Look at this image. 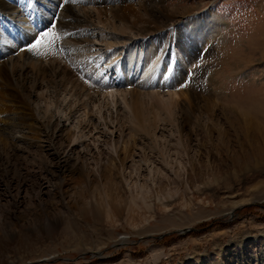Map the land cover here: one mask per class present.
Segmentation results:
<instances>
[{
    "label": "rangeland",
    "instance_id": "rangeland-1",
    "mask_svg": "<svg viewBox=\"0 0 264 264\" xmlns=\"http://www.w3.org/2000/svg\"><path fill=\"white\" fill-rule=\"evenodd\" d=\"M97 1L79 0L80 6L73 0L70 4L89 23L81 33L92 30L87 32L90 37L84 40L90 42L86 44H96L76 50L67 39L58 38L61 48L71 47L68 51L75 62L78 56L86 57L89 48L97 53L135 42L136 48L126 47L122 64L131 65L129 53L138 50L144 58L152 54L161 34L175 44L178 32L187 33L197 41L200 52L212 50L200 64H204L203 82L210 99L255 109L264 124V0H156L145 16L152 22L149 34L140 32L139 26H125L112 10L102 14L105 11ZM104 1L115 6L112 0ZM124 4L142 12L139 0H124ZM3 18L0 29L11 28ZM19 19L12 20L19 24ZM206 22L215 27L208 31L211 40L203 39V30L196 28ZM53 24H42V32L36 29L37 38L44 31L52 32ZM5 32L0 30L3 55L9 51L1 42ZM50 35L55 36L54 32ZM33 51L25 52L39 57V48ZM177 51L173 49L174 65L195 71L196 67L180 64L182 55ZM252 51L258 54L252 57ZM90 52L88 64L94 66L85 65L89 76L83 70L88 77L72 62L88 88L74 90L69 84L57 92L55 84L42 82L34 91L30 76L29 91L23 92L39 119L45 117L50 132L28 135L19 142L12 159L16 166L10 176L12 185L9 177L1 176L7 177L6 173L0 174V264H264V142L254 145L255 149L247 139L210 134L209 117L200 110V101L192 123L185 122L181 107L187 108L188 94L205 98L201 86L192 82V74L178 80V92L182 87L188 93L178 97L172 121L160 101L154 100L159 118L155 137L131 133L126 104L117 96L118 105L113 108L104 96L110 89L106 86L114 84L109 91L118 95L126 90L158 91L167 99L168 93L177 90L173 66L161 61V55L160 69L162 74L168 70L167 76L152 83L153 73H149L150 84L141 68L137 76L141 75L139 81L149 89L129 80L127 87L122 85L121 73L120 77L106 75V82L99 73L103 63ZM10 55L4 57L9 69L19 57L17 52ZM81 61L78 65H84ZM22 80L17 76L13 82L19 87ZM215 114L217 123L228 130L222 110L216 109ZM181 123L186 126L179 131ZM20 236L26 244H21Z\"/></svg>",
    "mask_w": 264,
    "mask_h": 264
},
{
    "label": "bare ground",
    "instance_id": "bare-ground-1",
    "mask_svg": "<svg viewBox=\"0 0 264 264\" xmlns=\"http://www.w3.org/2000/svg\"><path fill=\"white\" fill-rule=\"evenodd\" d=\"M18 1L19 0H0V17L3 16L4 19L6 17L7 19H9L11 23H12L11 19L17 17L18 19L20 18L19 19L20 25L22 24H24V26L27 25L25 28H22L20 33H22L23 42H25L26 45H28L29 47L34 44V40H36L37 37V35L34 34L35 28H38V26H40L42 22L51 25L53 20L54 19L56 20L57 18L56 20L57 24L53 25V31L55 36L49 35V37L44 38V41L47 44L43 45L41 42L40 45L38 46L40 50L39 52L40 54L39 57L37 58L35 57L32 58V56L31 55L29 56V53L27 52L20 53L19 52L20 47L16 45L15 42H12L11 38H9L8 35L6 37V34H8L7 32L11 31L12 34L14 29H11L7 25L3 27L6 29L3 42L9 48L8 51L9 53L6 55L0 53V168H1L0 174L6 173L8 175L7 177H5V175H1V176H3L6 179L9 177L10 180L8 182L10 185L13 184V179L10 178V176L13 173L12 171L16 169V166L13 163L14 160L12 159L16 156V152L19 151V145H18L19 142L24 137L27 138L26 136L28 135L39 137L43 134L49 135L50 132V131L48 132L49 126L47 127L45 123L46 120L43 121L45 117H43V119H39L34 107H32L30 104L31 102L29 97L25 96L26 94L25 95L23 94V92L25 93L29 91V87L27 86L29 80L32 79L33 86L31 87V90L34 91L36 90V88H39L41 86L42 82L55 84L57 92L62 88L67 89V86L69 84L73 85V88H75L74 90H76V88L78 87L79 88L82 87L84 89L88 88V85L86 84V81H84L83 77L79 76L78 73H76L79 71V68L75 66L76 64L75 59L73 58V56L72 58H68L70 53L68 51L69 49L67 50L65 48H61L58 45V38L68 39L73 44L79 47L85 46V44L88 43L87 40L86 41L84 40L85 36L88 35L87 32L84 33L83 31L84 34H82L81 31L82 30L86 31V29L90 27L89 23L85 19V17L84 18L81 17L79 14L75 13L74 10H72L70 6V2H72L73 0H24L25 6L22 7V9L18 8V3H20ZM98 2L99 4L97 5L100 6L99 9L101 11H105L102 12V14H107V10H110V12L112 10L113 16L119 19L120 21H122L124 24L130 23L134 27L139 26L140 32L149 34L148 32L151 29L149 23L152 22L146 20L145 16L148 15L149 13L147 7L150 4L155 3L156 0H139V2L141 3L140 4L141 5L140 11H142L141 13L133 9L134 7L132 8L131 5L124 4V0H112L111 3H115L114 7L113 6L109 7L110 3H107V1L104 0L103 1L98 0L97 3ZM60 3L63 6L61 9V13L57 14L56 12L60 10L59 7L61 6ZM30 6H32V8H30ZM126 25L127 24H125V26ZM208 25L209 23L206 22V23H201L200 25L197 24L196 26V28H199L200 26L199 29L203 30L201 37H203V39L205 40H207L210 37L208 31L210 30L213 31L212 28H215V27H210V25L209 26ZM113 28L115 29V27H112V29ZM162 35L163 34H161V36L159 37L160 41L155 47V49H153V53L147 55L145 58L143 57V52L141 51H140L141 53H139L138 58L136 54L133 53H129V55L127 54L128 59L131 62H134L131 65L129 64L131 66V69L130 68L129 69L130 70L134 69L132 75L136 76L138 73H142L141 68H144L145 75L144 74L143 75L145 79L144 78L143 79L146 82H148V80H150L151 78H152L151 79L152 83L153 80L160 81V78L167 76V73L169 72L168 70H166L165 73L162 74L163 70L160 69L159 59L161 55L166 54V56L164 57V61L166 65L167 64L172 65L173 66L172 69L177 75L175 80V82H177L175 84L177 85V90L175 92L171 91L170 93H168L169 97L167 99H165L164 96L159 94L158 91L157 93L155 91L143 93V92H139L138 90H134V91L126 90L123 91V93H120V95H118L119 93L115 90L109 91L110 89H113V87H109L110 89L104 92L105 99H108V101L110 100L109 102L111 103L113 108L118 105L119 100L117 99V96H121L120 101L126 104L129 114L127 120H130L131 124L133 125V127H129V129L127 128V130H129L131 133H134L136 135L138 133H145L146 135H151L155 137L154 133L156 130H158L157 124L159 118L157 116L158 111H156V109L158 108H156L157 107L156 104H154L155 106L152 105V102L154 100L155 102L160 101V103L162 104L161 108L165 109L168 112L169 114L168 119L172 121L174 109L175 107H177L176 102L178 97L179 96L184 97L185 94L188 93L187 91L184 92V89L182 87L178 92V83H179L178 80L180 79L182 81L183 78L188 79L186 75L192 74L193 75L192 82H194V84L196 85L201 86V90L205 98L202 99L200 98V96L198 97L197 94H191V93L188 94L187 98H185L186 99L185 103L187 105V108L183 109L181 107L182 109L181 115L184 118L185 122L192 123V119L195 117V114L199 109L198 101H200V103L201 102L203 103L201 105L202 107L200 106L201 107L200 110H203L205 114L208 115L209 117L210 127L208 126L207 131H209L210 134H213V132H217L219 137L222 139L228 138L229 135L232 134L234 137L238 138L239 141H241L242 138L247 139V142H249L253 146V148H255L254 145H257L258 142L261 141L263 143L264 124H262V122L259 121L257 114L260 113H258L257 110L253 109V111H251L248 109L245 110L244 108L226 106L218 103L215 100L210 99L209 92L207 91V88L204 86V82H203L205 78L204 69H203L204 64L203 65L200 64L203 63V60L206 57L207 59L210 57V55L212 54V50L209 49L206 54L200 52L197 46L198 44L197 41H194V39H192V37L189 36L187 33L178 32L175 44L173 43L170 44L168 39H164ZM174 48H177L178 49L177 52L179 54L181 53L182 55V61L180 62V64L181 65L187 64L189 67L190 66L196 67L195 71L190 72L187 71L186 69H182L183 66L179 67L174 65L175 64L174 62L175 56L173 53ZM126 49L128 50V48ZM36 51L37 48L35 49V51H33V53ZM11 52L12 53L18 52L19 57H17V61L16 59L12 61L11 68L9 69V65L7 66V64L5 63L4 57H7L8 55L12 54ZM256 54L258 53L252 51L251 56L253 57ZM72 61L75 64H72ZM108 67H110V63L109 64L107 63V66L104 65L103 63L99 73L102 74L103 72H105V70H108ZM117 69L119 68L116 67L114 68V70L112 69V71L115 70L117 71ZM81 73L83 74V76L86 75V73L84 74L83 70L81 71ZM149 73H153L152 77L149 75L150 79L149 76L147 75ZM17 76L23 77L22 82H18L19 87H17L13 82L14 78ZM30 76H32V78ZM85 77H87V75ZM55 78H60V81L58 83H55L54 82ZM112 80L113 79H111V81ZM127 80L131 81V79H129L128 76H127ZM143 87L145 86L143 85ZM216 109L222 110V112L225 114L226 117L225 119L227 120L226 124L228 125L229 128L228 130H224L217 123V120H215ZM148 115H150L151 119L149 118ZM146 119H148L150 122L147 123ZM184 126H186V124ZM184 126L182 123L179 124V131H181V129H183ZM229 130H231V132ZM24 132L26 134H24ZM122 132H124V129ZM16 133H22L23 136L15 137ZM131 138H133V136H131ZM225 142L226 141L224 140V144L226 145ZM62 149L63 148H61V151ZM128 149L129 148H126L125 151L127 152ZM43 160L44 159H42V161ZM46 160L47 159H45V162ZM20 242L23 245L26 244V240H23L22 236H20Z\"/></svg>",
    "mask_w": 264,
    "mask_h": 264
},
{
    "label": "snow or ice",
    "instance_id": "snow-or-ice-1",
    "mask_svg": "<svg viewBox=\"0 0 264 264\" xmlns=\"http://www.w3.org/2000/svg\"><path fill=\"white\" fill-rule=\"evenodd\" d=\"M50 33L48 31H44L42 33V36L40 37V39L36 40V43L32 45V50H35L41 43V40H43L44 38L49 37Z\"/></svg>",
    "mask_w": 264,
    "mask_h": 264
}]
</instances>
